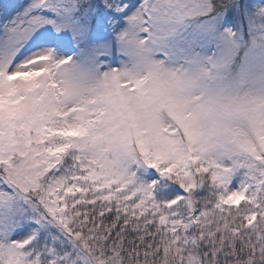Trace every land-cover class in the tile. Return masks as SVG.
I'll use <instances>...</instances> for the list:
<instances>
[{
  "label": "snow or ice",
  "instance_id": "1",
  "mask_svg": "<svg viewBox=\"0 0 264 264\" xmlns=\"http://www.w3.org/2000/svg\"><path fill=\"white\" fill-rule=\"evenodd\" d=\"M0 264H264V0H0Z\"/></svg>",
  "mask_w": 264,
  "mask_h": 264
}]
</instances>
